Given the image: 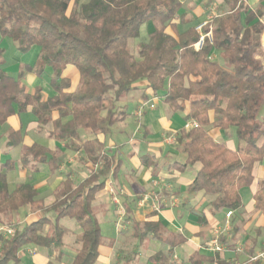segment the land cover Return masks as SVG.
I'll list each match as a JSON object with an SVG mask.
<instances>
[{
  "label": "trees",
  "instance_id": "trees-1",
  "mask_svg": "<svg viewBox=\"0 0 264 264\" xmlns=\"http://www.w3.org/2000/svg\"><path fill=\"white\" fill-rule=\"evenodd\" d=\"M246 1L223 0L224 13L213 16L202 28L203 34L211 33V39L205 38L196 50L199 34L193 28L181 34L176 29L182 22L180 0H0V37L13 41L21 54L38 49L33 65L25 71L40 77L48 68L55 93L42 100L40 88L32 94L25 91L22 74L15 79L0 70V125L30 111L39 125L52 123L53 135L60 141L77 139L79 131L106 136L125 116L116 104L135 90L136 83L145 82L147 91L159 95L171 112L187 111L186 121L198 124L179 136L185 163L176 168L183 171L199 165L187 193L213 196L215 210L239 211V193L252 185L254 167L264 160V123L257 120L264 106V0H257L255 9ZM147 23H153L154 30L133 55L129 41ZM3 53L0 48V66ZM214 54L217 59L212 58ZM67 67L78 75L75 92L69 91L70 81L62 77ZM53 113L56 120H52ZM209 126L234 129L243 148L228 149L213 139L206 129ZM74 149L93 170L77 184L65 178L49 205L37 200L30 184L9 192L5 176L14 165H0V224L26 207L41 214L1 241L0 264L15 262L24 245L52 247L61 258L59 221L64 218L73 219L80 229L79 248L71 264L96 262L103 237L92 202L105 178L118 170V161L106 154L98 138ZM46 154L33 145L24 150L21 164H43ZM253 200L264 216V188L255 192ZM131 229L139 246L150 235L162 240L157 223L132 222ZM164 241L171 248L182 243L175 235ZM163 259L162 254L154 256L157 263Z\"/></svg>",
  "mask_w": 264,
  "mask_h": 264
},
{
  "label": "crops",
  "instance_id": "crops-1",
  "mask_svg": "<svg viewBox=\"0 0 264 264\" xmlns=\"http://www.w3.org/2000/svg\"><path fill=\"white\" fill-rule=\"evenodd\" d=\"M180 1L182 22L176 26L178 34L189 28L195 30L199 24L219 15H208L215 8L221 9L222 13L225 11L223 0ZM245 3L251 9H255L258 5L257 0H249ZM167 32L171 33L169 30ZM3 40L4 38L0 37V48L5 53ZM261 44L264 48V33ZM212 58L217 59V54H214ZM32 64L26 66H32ZM4 66L3 60L0 70L8 74ZM72 69L67 67L62 77L70 81L69 91L75 92L73 91L74 83L78 75L75 76L77 72ZM19 74L32 77V91L25 89L27 93L32 94L36 88L43 90L39 83L35 84V79H41L43 74L40 77L30 71H22ZM8 75L15 79L18 76V74ZM47 76L50 81V70ZM22 80L21 77V83ZM137 90L136 83L135 90L130 93ZM140 91L135 97L128 96L129 93L116 104V107L125 113L124 119L113 125L109 133L102 137H96L90 133L93 135L92 139L80 141V133L84 131H79L77 139L60 141L53 135V124L39 125L30 111L10 117L0 125V165L7 162L14 165L5 176L8 191L12 192L22 184H30L37 194V200L43 205L51 204L54 191L65 178L69 177L73 183L77 184L93 170L74 147L98 138L103 143L106 154L117 159L118 170L105 178L103 188L96 193L92 202L95 218L103 237L94 264L247 262L250 256L264 249V216L255 209L253 200L255 192L264 188V160L254 167L252 185L239 193L241 209L239 211L215 210L212 206L213 196L187 193V187L199 170V165L188 166L183 171L176 168L177 165L185 163L179 136L181 131L186 132L183 125L186 122L187 111L171 112L162 103L159 95H152L147 91L145 82ZM45 92L41 93L42 100L55 94L51 86L50 91ZM150 105H153L152 109L149 108ZM139 108L143 109L141 115L137 117L136 112ZM129 117L136 122L132 133H129V127L126 124ZM56 118V113H53L52 120ZM65 122L66 120L62 121V123ZM206 129L218 142L227 137L228 129L221 131L212 126ZM9 142L13 145H9ZM33 145L47 151L46 162L37 164L30 161L22 165L20 159L24 150ZM141 147L146 150H140ZM225 147L235 150L232 141H226ZM245 199L246 205L243 201ZM228 212L231 213L229 218L226 217ZM12 216L4 219V225L0 224V249L1 241L9 237L2 230L3 228H21L38 220L41 214L38 211L32 212L26 207ZM48 217L53 220L54 216ZM132 222L157 223L162 240L150 235L144 244L139 246L133 237ZM8 223L14 226L7 227ZM59 228L63 231L61 258H57L52 247L24 245L17 252V260L8 264H71L79 248L77 241L80 229L78 224L69 218L61 219ZM173 235L182 240V243L171 248L164 240ZM214 240L222 251L215 252L211 249L210 244ZM157 254L164 256L162 262L154 261V256ZM194 255L197 257L191 261Z\"/></svg>",
  "mask_w": 264,
  "mask_h": 264
},
{
  "label": "rangeland",
  "instance_id": "rangeland-1",
  "mask_svg": "<svg viewBox=\"0 0 264 264\" xmlns=\"http://www.w3.org/2000/svg\"><path fill=\"white\" fill-rule=\"evenodd\" d=\"M80 1H81V3H85L87 0H80ZM222 12L223 11L221 9L215 8L213 11H210L208 15H212L213 16L215 14H221ZM154 27L155 26H154L153 23H147V24L143 25L141 27V29H140L139 36L137 38L132 39V40L129 41V52L131 54L136 55L138 45L140 43L145 42L147 40L148 33L150 31H152L154 29ZM2 43H3V48L5 49V53H4V56H3V60H4V64H5L4 69L10 75H16V74L21 73L22 71H25L26 65L27 64L31 65L33 63L34 59L36 58V54H37V51H38L37 48H32L27 54H21V53L17 52L15 43L13 41H11L9 38H4ZM220 63L222 64L221 61H220ZM72 70H74V69H72ZM73 73L76 74L75 71H73ZM48 74H49V69L47 68V69H45V73L42 75L41 79H35V84L39 83L38 85L43 89L42 90L43 92L50 91L49 79H48V76H47ZM75 76H77V74ZM29 78L30 79L32 78L31 75L25 74L24 76H22V79H23L22 80V85L25 87V89L27 91L30 92V91H32L33 81H32V79L30 80ZM77 82H78V78L76 77V82L74 83V85H75L74 87L75 88H74L73 91H76V89L78 87V83ZM142 85H143V82L137 83L138 90L130 93L128 96H130V97L131 96L135 97V95L137 96V94H139V92H141L140 89L142 88ZM140 109H141L140 111H142L143 108H140ZM136 113H139V110H137ZM136 116L138 117L137 114H136ZM257 120L262 122V123H264V106H262L259 109ZM134 123H136V122L133 120V118L129 117L128 122L126 123V124H128L127 126L129 127V129H128L129 133H132V131L135 129ZM209 131H210V128H209ZM226 132H227L226 133L227 137H226L225 140H222L221 142L225 145L226 141H232L233 148L235 150H241L243 148V145L238 143V141H237V139H236V137L234 135V130L232 128H230ZM92 138H93V135L88 133V132L87 133H85V132L84 133L83 132L80 133V141L81 140H86V139H92ZM140 150H146V149L144 147H141ZM191 167H193V166H191ZM191 167H189V168H191ZM190 170L193 171V169H190ZM244 194H246V193H244ZM246 199L243 200L245 205L247 203ZM10 216H12V215H10ZM12 217H14V216H12ZM10 219L12 220V218H10Z\"/></svg>",
  "mask_w": 264,
  "mask_h": 264
},
{
  "label": "built area",
  "instance_id": "built-area-1",
  "mask_svg": "<svg viewBox=\"0 0 264 264\" xmlns=\"http://www.w3.org/2000/svg\"><path fill=\"white\" fill-rule=\"evenodd\" d=\"M207 23L206 22H203L202 24H200L199 26H197L195 28V31L199 34V39H198V42L196 43L195 45V49L196 50H199L202 45H203V42H204V39L207 38V39H211V33H207V34H203L202 33V28L203 26H205V24ZM149 108H153V105H150ZM141 109L139 108V113H137L138 116H140L141 114ZM198 128V124L196 121L194 120H188L184 123L183 125V129L185 131H189L191 129H196ZM230 212L227 213L226 217L229 218L230 217ZM226 226H228V223H226ZM6 235L8 236H11L13 233H14V229H11V228H3L2 229ZM210 247L213 251L215 252H220L222 251V248L218 245V243L216 242V240H214L211 244H210ZM248 264H256V263H260V264H264V249L257 252L256 254L250 256L248 258V261H247ZM232 264H245V263H237V262H234Z\"/></svg>",
  "mask_w": 264,
  "mask_h": 264
}]
</instances>
